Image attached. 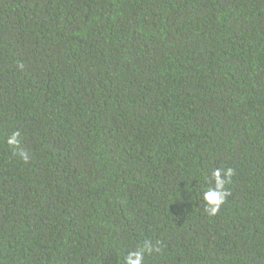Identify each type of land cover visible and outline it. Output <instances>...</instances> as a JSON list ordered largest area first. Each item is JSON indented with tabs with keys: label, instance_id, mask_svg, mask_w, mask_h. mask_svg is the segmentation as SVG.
I'll return each mask as SVG.
<instances>
[{
	"label": "trees",
	"instance_id": "1",
	"mask_svg": "<svg viewBox=\"0 0 264 264\" xmlns=\"http://www.w3.org/2000/svg\"><path fill=\"white\" fill-rule=\"evenodd\" d=\"M146 241V264H264V0H0V264Z\"/></svg>",
	"mask_w": 264,
	"mask_h": 264
},
{
	"label": "clouds",
	"instance_id": "2",
	"mask_svg": "<svg viewBox=\"0 0 264 264\" xmlns=\"http://www.w3.org/2000/svg\"><path fill=\"white\" fill-rule=\"evenodd\" d=\"M20 133L16 132L8 139L9 145L18 146ZM23 155V153H21ZM26 158V157H25ZM234 170L231 167L221 169H214L210 178L207 179L209 187L203 191V201L205 204L204 211L209 216H215L221 209V206L226 202L230 193L226 185L231 183ZM158 246H154L151 242L146 241L142 247L128 252L123 264H146L145 254L158 252Z\"/></svg>",
	"mask_w": 264,
	"mask_h": 264
}]
</instances>
